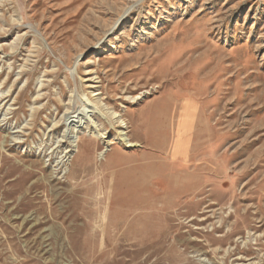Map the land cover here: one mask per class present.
Listing matches in <instances>:
<instances>
[{"label": "rangeland", "instance_id": "rangeland-1", "mask_svg": "<svg viewBox=\"0 0 264 264\" xmlns=\"http://www.w3.org/2000/svg\"><path fill=\"white\" fill-rule=\"evenodd\" d=\"M0 264H264V0H0Z\"/></svg>", "mask_w": 264, "mask_h": 264}, {"label": "bare ground", "instance_id": "bare-ground-1", "mask_svg": "<svg viewBox=\"0 0 264 264\" xmlns=\"http://www.w3.org/2000/svg\"><path fill=\"white\" fill-rule=\"evenodd\" d=\"M118 121H120V120H118ZM121 122H122V120H121ZM122 125H123V123H122ZM63 135H64V134H63ZM63 135H62V136H63ZM64 138H65V137H64ZM97 138H98V137H97ZM77 141H80V140H77ZM127 144H128V143H127ZM130 145H131V144H130Z\"/></svg>", "mask_w": 264, "mask_h": 264}]
</instances>
